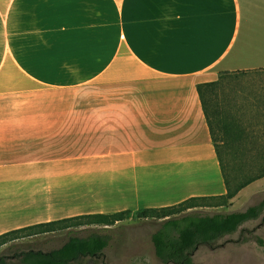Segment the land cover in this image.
<instances>
[{
	"label": "crops",
	"instance_id": "1",
	"mask_svg": "<svg viewBox=\"0 0 264 264\" xmlns=\"http://www.w3.org/2000/svg\"><path fill=\"white\" fill-rule=\"evenodd\" d=\"M263 18L264 0H0V83L13 71L55 92L111 82L95 115H22L0 85V113L14 112L0 115V172L49 169L32 150L79 134L112 141V170H126L127 157L144 171L158 148L181 163L161 169L175 179L180 171L206 177L218 157L197 85L264 69V30L252 32ZM239 105L259 125L251 149L264 150V105L255 120Z\"/></svg>",
	"mask_w": 264,
	"mask_h": 264
},
{
	"label": "rangeland",
	"instance_id": "2",
	"mask_svg": "<svg viewBox=\"0 0 264 264\" xmlns=\"http://www.w3.org/2000/svg\"><path fill=\"white\" fill-rule=\"evenodd\" d=\"M253 24L252 32L264 30V18L261 24L255 21ZM101 81L97 80L83 89L55 92L13 71L12 76L0 85L3 92L13 93L9 99L19 103V113L22 115L47 116L51 111L60 115H74L78 111L95 115L96 102L105 104L111 98L108 97L111 82ZM224 86L218 89L219 98L229 97L234 102H241L251 111L253 118L260 110L255 107L264 105V69L226 76ZM19 91H25V94L19 95ZM1 111L0 115L14 114L11 108H1ZM91 132L94 136L95 130ZM16 142L19 143V139ZM20 142L31 144L34 141ZM99 143L97 145L95 138L84 139L79 134H73L68 140L51 138L43 141L48 148L39 151L33 149L31 154L34 161L51 163L49 169L41 166L39 171L0 172V233L27 224L83 213L123 209L135 212L149 206L173 205L194 195L226 193L218 159L215 164L209 163V173L204 178L200 174V180L195 173L188 171H180L181 177L175 179L173 174L176 173L161 169L166 165L182 168L181 163H175L170 156L158 154V148L152 149L153 155L146 157L148 164L144 171L128 166L127 157L121 161L126 165L123 166L126 170L118 171V166L112 170V141L99 140ZM239 149H251L250 142ZM115 159L118 163L119 158ZM128 167H131L130 170H127ZM205 184L212 186L207 188ZM263 199L264 177L242 189L228 206L197 207L191 210L203 214L243 211ZM160 226L159 220L132 217L106 228H90L76 234L86 236L93 231L110 236L109 245L99 264H163L156 255L152 241L153 233ZM256 236L261 237L263 243ZM68 238L69 234L65 231H58L23 238L16 243L25 248L33 246L49 250L61 246ZM9 252L6 247L0 249V254ZM205 254H208L209 257L205 256V259L209 261H204V264H264V212L259 218L245 222L237 232L221 238L214 248L202 247L199 255ZM214 254L219 255V258H211ZM9 264L22 263L12 258Z\"/></svg>",
	"mask_w": 264,
	"mask_h": 264
},
{
	"label": "trees",
	"instance_id": "3",
	"mask_svg": "<svg viewBox=\"0 0 264 264\" xmlns=\"http://www.w3.org/2000/svg\"><path fill=\"white\" fill-rule=\"evenodd\" d=\"M239 72L247 71L221 72L219 79L197 85L215 143L226 193L191 196L173 205L150 206L135 212L123 209L83 213L13 228L0 233V249L6 247L10 251L0 254V264H9L12 258L22 264H99L109 245L110 236L93 231L80 236L76 232L106 228L132 217L161 221L160 228L152 235V241L156 255L163 264H204L207 260L205 256H209L199 255L202 247L214 248L221 238L237 232L245 222L259 218L264 212V199L243 211L203 214L191 210L197 207L228 206L242 189L264 177V150L239 149L249 142L259 125L247 119L242 113L243 106L234 102V99L219 98L218 89L224 86L226 76ZM58 231H65L69 238L57 248H25L16 243L23 238ZM256 238L263 243L261 237ZM216 257L219 258V255L211 256Z\"/></svg>",
	"mask_w": 264,
	"mask_h": 264
}]
</instances>
